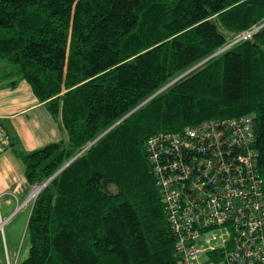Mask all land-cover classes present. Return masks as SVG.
<instances>
[{
    "label": "trees",
    "instance_id": "obj_1",
    "mask_svg": "<svg viewBox=\"0 0 264 264\" xmlns=\"http://www.w3.org/2000/svg\"><path fill=\"white\" fill-rule=\"evenodd\" d=\"M263 24L264 0H0V62L68 135L15 150L29 187L81 154L36 198L20 264H182L147 142L252 117L264 183Z\"/></svg>",
    "mask_w": 264,
    "mask_h": 264
},
{
    "label": "built area",
    "instance_id": "obj_2",
    "mask_svg": "<svg viewBox=\"0 0 264 264\" xmlns=\"http://www.w3.org/2000/svg\"><path fill=\"white\" fill-rule=\"evenodd\" d=\"M256 143L249 116L205 121L148 140L153 175L182 264H264V183ZM11 144L0 123V156Z\"/></svg>",
    "mask_w": 264,
    "mask_h": 264
},
{
    "label": "crops",
    "instance_id": "obj_3",
    "mask_svg": "<svg viewBox=\"0 0 264 264\" xmlns=\"http://www.w3.org/2000/svg\"><path fill=\"white\" fill-rule=\"evenodd\" d=\"M10 72V66L0 62V123L15 140V146H10L0 156V233L11 223L18 206L27 204L32 190L15 150L28 153L68 139L62 120L55 118L47 106L38 101L25 81L10 77ZM17 79L18 84L13 87ZM14 206L13 215H3L2 209L6 211ZM31 210L32 207L30 213Z\"/></svg>",
    "mask_w": 264,
    "mask_h": 264
},
{
    "label": "rangeland",
    "instance_id": "obj_4",
    "mask_svg": "<svg viewBox=\"0 0 264 264\" xmlns=\"http://www.w3.org/2000/svg\"><path fill=\"white\" fill-rule=\"evenodd\" d=\"M34 187H32L33 189L30 192L34 195V198L31 199L29 195L27 204L18 206L16 212H14L15 206L10 207L6 211L2 209L3 215H13V212L15 214L12 216L11 223L4 227V232L0 233V264H10V261L11 264H20L29 255L30 243L26 229L31 214L30 208L33 207L39 195L38 193L36 194V188ZM25 207L27 209L22 212Z\"/></svg>",
    "mask_w": 264,
    "mask_h": 264
},
{
    "label": "water",
    "instance_id": "obj_5",
    "mask_svg": "<svg viewBox=\"0 0 264 264\" xmlns=\"http://www.w3.org/2000/svg\"><path fill=\"white\" fill-rule=\"evenodd\" d=\"M230 47V46H229ZM228 48V47H227ZM227 48L221 50L220 52L216 53L215 55H213L211 58L207 59L206 61H204L202 64L196 66L195 68L191 69L190 71H188L186 74H184L183 76H181L180 78H178L177 80H175L173 83H171L169 86L165 87L164 89H162L161 91H159L157 94H155L153 97H151L149 100H147L146 102H144L141 106L145 105L148 101H150L151 99H153L155 96L159 95L160 93H162L164 90H166L168 87L172 86L173 84H175L177 81L181 80L182 78H184L185 76H187L188 74H190L191 72H193L194 70H196L197 68H199L200 66H202L203 64H205L208 60L214 58L215 56L219 55L220 53H222L224 50H226ZM140 106V107H141ZM115 127V126H113ZM112 127V128H113ZM111 128V129H112ZM81 154L77 155L76 157H74L64 168H62L54 177H56L59 173H61L67 166H69L74 160H76ZM53 177V178H54ZM51 178L49 181H47L45 184L43 185H39L36 186V189L39 190V193L44 189V187L46 185H48V183L53 179ZM38 193V194H39Z\"/></svg>",
    "mask_w": 264,
    "mask_h": 264
},
{
    "label": "bare ground",
    "instance_id": "obj_6",
    "mask_svg": "<svg viewBox=\"0 0 264 264\" xmlns=\"http://www.w3.org/2000/svg\"><path fill=\"white\" fill-rule=\"evenodd\" d=\"M226 48H227V47H226ZM228 48H229V47H228ZM228 48H227V49H228ZM34 188H36V187H34ZM32 189H33V188H32ZM34 192H35V191H34ZM37 193H39V190L36 189V194H37ZM30 197H31V199L34 198V195H33L32 193H30Z\"/></svg>",
    "mask_w": 264,
    "mask_h": 264
}]
</instances>
